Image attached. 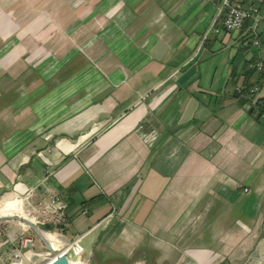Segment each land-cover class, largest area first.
Here are the masks:
<instances>
[{
	"label": "crops",
	"instance_id": "0c3cea01",
	"mask_svg": "<svg viewBox=\"0 0 264 264\" xmlns=\"http://www.w3.org/2000/svg\"><path fill=\"white\" fill-rule=\"evenodd\" d=\"M223 1L0 0V264L48 250L7 214L36 187L93 264H264V22L212 32Z\"/></svg>",
	"mask_w": 264,
	"mask_h": 264
},
{
	"label": "built area",
	"instance_id": "2783aa9c",
	"mask_svg": "<svg viewBox=\"0 0 264 264\" xmlns=\"http://www.w3.org/2000/svg\"><path fill=\"white\" fill-rule=\"evenodd\" d=\"M264 22V0H224L221 7L220 18L214 23L211 31L216 34H222L227 32H239L242 31L247 24H249V31L251 33V42L255 46H262V39L260 34V25ZM251 69L258 72L260 78L251 88L247 90L249 98L254 103V111L258 119L264 123V112H260L259 98L262 86L264 85V59L257 61L250 65ZM248 192L249 189H246ZM39 189L38 187L32 188L23 198V202L26 203V210L23 208L26 217L39 227H47L45 232L48 235L55 234L60 241H57L56 249L53 245V249H49L43 256L48 262L55 259L59 254L64 251L74 257H78L82 247L79 242L80 239L68 241L66 238V231L71 227V221L66 211V204L58 189L49 187L47 196L42 199H37ZM87 213V210L84 211ZM23 224L25 231L28 227ZM30 227V226H29ZM28 227V228H29ZM6 233L5 229H0V235ZM9 243L12 245L10 264H23L24 250L33 248L35 245L34 239L22 235L9 234ZM3 255H0V259L3 260Z\"/></svg>",
	"mask_w": 264,
	"mask_h": 264
},
{
	"label": "water",
	"instance_id": "95a60500",
	"mask_svg": "<svg viewBox=\"0 0 264 264\" xmlns=\"http://www.w3.org/2000/svg\"><path fill=\"white\" fill-rule=\"evenodd\" d=\"M5 218H8V217H3L2 219H5ZM13 218L18 219L19 221L33 228L39 234L41 239L47 244V247L51 250L53 249L52 243L49 242V240L44 234L48 230L47 227L45 226L39 227L36 224H34L32 221H30L29 219L21 217V216H16ZM93 257H94V253H91V255L87 256L86 251L82 248L77 258L70 255L68 251H64L61 254H59L55 259H53L52 261L46 264H93L92 262ZM133 264H147V262L145 260H140V261L134 262Z\"/></svg>",
	"mask_w": 264,
	"mask_h": 264
},
{
	"label": "rangeland",
	"instance_id": "374dc122",
	"mask_svg": "<svg viewBox=\"0 0 264 264\" xmlns=\"http://www.w3.org/2000/svg\"><path fill=\"white\" fill-rule=\"evenodd\" d=\"M25 197V196H24ZM23 196L21 197H18V201H17V208L18 209H20L21 207H24V209L26 210V203H24L23 202V198H24ZM5 206V205H4ZM22 209V212L24 213V211H23V208H21ZM25 214V213H24ZM14 216H12V217H10V220H14V221H16V223L18 222V219H16V218H13V217H16V216H19V214H18V211L16 212H14V214H13ZM26 215V214H25ZM9 220V219H8ZM4 225H6V224H0V229H6V227H8L7 225H6V227L4 226ZM28 226V225H27ZM29 227V226H28ZM35 236H36V238H38V239H40L41 237L39 236V234L36 232V231H34V230H32V228L31 227H29L28 228ZM28 231V230H27ZM34 231V232H33ZM19 236L20 237H22V234L20 233L19 234ZM24 236H26V234H24ZM86 242V241H85ZM83 244V243H82ZM48 251V250H47ZM46 251V252H47ZM43 254H44V252L43 253H41V255H40V257L35 261V263L34 264H46V263H48V260H46V258L43 256Z\"/></svg>",
	"mask_w": 264,
	"mask_h": 264
},
{
	"label": "bare ground",
	"instance_id": "6f19581e",
	"mask_svg": "<svg viewBox=\"0 0 264 264\" xmlns=\"http://www.w3.org/2000/svg\"><path fill=\"white\" fill-rule=\"evenodd\" d=\"M10 204H11L10 209L7 212L8 215H13L15 211L16 212L18 211V214L21 215V217H26V215L22 212V209L17 208V206H18L17 202H12ZM44 234L47 237V239L49 240V242L52 243V245H54V247L56 249H58L57 248V246H58L57 241H60L59 238L55 234H52L51 236L46 234V233H44Z\"/></svg>",
	"mask_w": 264,
	"mask_h": 264
},
{
	"label": "trees",
	"instance_id": "16d2710c",
	"mask_svg": "<svg viewBox=\"0 0 264 264\" xmlns=\"http://www.w3.org/2000/svg\"><path fill=\"white\" fill-rule=\"evenodd\" d=\"M259 109H260V112H264V99H260L259 100ZM254 111V110H253ZM255 112V111H254Z\"/></svg>",
	"mask_w": 264,
	"mask_h": 264
}]
</instances>
